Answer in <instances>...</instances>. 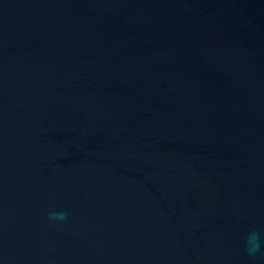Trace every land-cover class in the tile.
I'll use <instances>...</instances> for the list:
<instances>
[{"label":"water","instance_id":"1","mask_svg":"<svg viewBox=\"0 0 264 264\" xmlns=\"http://www.w3.org/2000/svg\"><path fill=\"white\" fill-rule=\"evenodd\" d=\"M0 264H264V0H0Z\"/></svg>","mask_w":264,"mask_h":264},{"label":"clouds","instance_id":"2","mask_svg":"<svg viewBox=\"0 0 264 264\" xmlns=\"http://www.w3.org/2000/svg\"><path fill=\"white\" fill-rule=\"evenodd\" d=\"M52 218L63 219L64 214L61 213L58 215H54ZM246 244H247V250H248L249 254L250 255L256 254L257 252L260 251L261 246H262L261 234L257 231L251 232L247 237Z\"/></svg>","mask_w":264,"mask_h":264}]
</instances>
